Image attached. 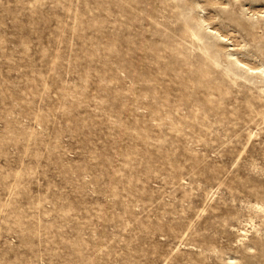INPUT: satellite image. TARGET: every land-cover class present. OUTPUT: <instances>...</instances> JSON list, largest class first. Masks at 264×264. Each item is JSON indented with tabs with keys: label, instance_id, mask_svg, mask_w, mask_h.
I'll list each match as a JSON object with an SVG mask.
<instances>
[{
	"label": "rangeland",
	"instance_id": "374dc122",
	"mask_svg": "<svg viewBox=\"0 0 264 264\" xmlns=\"http://www.w3.org/2000/svg\"><path fill=\"white\" fill-rule=\"evenodd\" d=\"M0 264H264V0H0Z\"/></svg>",
	"mask_w": 264,
	"mask_h": 264
},
{
	"label": "bare ground",
	"instance_id": "6f19581e",
	"mask_svg": "<svg viewBox=\"0 0 264 264\" xmlns=\"http://www.w3.org/2000/svg\"><path fill=\"white\" fill-rule=\"evenodd\" d=\"M222 39V38H221ZM230 57V56H229ZM233 58V57H232ZM230 59V58H229ZM232 62V61H231ZM233 63V62H232ZM248 70V69H247ZM253 70V69H252ZM260 71V70H259ZM253 72V71H252ZM262 73V72H261Z\"/></svg>",
	"mask_w": 264,
	"mask_h": 264
}]
</instances>
